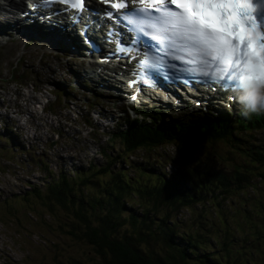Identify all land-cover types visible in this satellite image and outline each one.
Returning <instances> with one entry per match:
<instances>
[{
    "label": "rangeland",
    "instance_id": "obj_1",
    "mask_svg": "<svg viewBox=\"0 0 264 264\" xmlns=\"http://www.w3.org/2000/svg\"><path fill=\"white\" fill-rule=\"evenodd\" d=\"M12 1L17 4L24 2L25 5L30 3V0ZM9 2L0 0V16L3 20L12 21L6 14L10 10ZM0 38V137H6L5 125L13 126L11 143H5L0 138V264H100L86 244L67 234L71 224L76 221L74 208L71 213L69 206L63 207L56 201L50 206V200L49 203L44 202L38 195L41 190L44 191L47 181L60 171L73 175L77 169L88 165L96 170L104 167L106 164L101 151L119 152L121 148V142L117 139L113 143L112 139L108 140L107 128L114 130L116 125L122 124V111L129 109L121 108L124 105L122 100L102 95L104 90L96 91L91 86L72 82L75 71L78 73L76 77L85 79L89 75L90 68L82 63L79 56L59 52L51 54L37 42L27 43L25 39H14V36L7 40V36ZM93 77L96 79V76ZM98 77L106 78L103 74ZM98 82L103 84L102 78H98ZM104 82L109 83L107 80ZM63 89L73 91L71 95L74 98L68 105L67 97L61 94ZM113 92L115 89L111 90ZM169 102L172 103V100ZM85 103L96 106L87 113L83 107ZM157 106L153 108L164 111L165 117H172L169 111H181L171 106ZM192 110L201 109H188ZM226 110L223 107V111ZM84 120H88L90 125ZM260 139H264V135ZM226 147V144L202 148L195 146L190 154L209 160V164L215 168H230L232 162L216 161L217 158L224 160L227 157L224 153L229 156L231 149ZM159 149L158 156L144 151H137L135 156L126 154V158L118 152L110 153L111 161H116L111 170H118L119 165L127 167L125 181L134 185V179H139L141 184H153L155 180L133 177L132 170L141 159L152 165L156 163L152 158H168L169 162L170 157L175 156L176 150L172 146ZM117 154L120 159H117ZM138 157L140 160L136 161ZM126 160L131 164L122 162ZM132 165L129 171L128 166ZM163 169L171 173L173 167L167 165ZM254 169L260 171L259 167ZM47 171L52 173L51 176L46 175ZM253 184L243 194H230L221 206L197 204L191 212L181 211L179 218L193 225L205 222L211 226L212 239L219 242L220 235L230 232L240 242L235 243L233 250H242L238 254L247 262L250 248H256V256L251 257L258 263L260 257L264 256V177ZM82 193L91 195L95 191L89 185L85 190L78 191L79 198ZM131 202L136 205L143 203L137 196L131 197ZM243 238L248 239L246 244ZM259 242L263 244L252 245Z\"/></svg>",
    "mask_w": 264,
    "mask_h": 264
},
{
    "label": "trees",
    "instance_id": "obj_2",
    "mask_svg": "<svg viewBox=\"0 0 264 264\" xmlns=\"http://www.w3.org/2000/svg\"><path fill=\"white\" fill-rule=\"evenodd\" d=\"M72 92L71 89L62 90L61 94L67 97L66 105L73 98ZM94 106L89 103L83 105L88 111ZM154 115L150 116L148 123L130 120L124 136L121 137L122 133L117 131L111 133L109 139H112L111 143L116 139L121 142L118 153L125 158L126 154L134 151L158 156L159 148L174 147L176 153L169 162L168 158L165 161L152 158L156 163L151 165L147 161L145 165L148 164L149 168L142 163L133 170L134 165L128 166L129 171L134 173L133 177H146L155 180V183L141 184L139 179H134L133 185L125 181L127 167L119 165L118 170L112 171L116 161H111L110 153L116 152L104 150V167L97 170L94 166L80 168L73 175L60 171L47 181L44 191L37 195L44 202L49 203L50 200V206L56 201L63 207L69 206L71 213L75 211L76 221L67 234L86 244L100 264H246L244 257L239 255L242 250H233L235 243L240 242L230 232L220 235L219 242L212 239L211 226L205 222L188 224V221L179 218V214L181 211L191 212L197 204L221 206L230 194H243L248 187L254 186L255 180L263 179L264 143L257 144L249 138L253 134L264 135V116L254 114L257 122L260 120L262 123L261 132L241 124L244 127L240 135L244 137H240L230 128L222 126L189 127L171 123L173 119L157 125L160 118ZM249 120L253 123L252 119ZM1 139L9 144L12 137ZM220 144H226L231 151L229 156L224 153L227 156L224 160L217 158L216 161L232 162L230 168H215L209 160L190 154L195 146L217 147ZM117 159H120L119 154ZM167 165L173 167L171 173L163 169ZM257 167L260 171L254 169ZM47 174L51 176L52 173L47 171ZM97 175L102 176L97 178ZM89 185L94 188L95 193H91L94 196L82 193L79 198L78 191L85 190ZM86 196L90 197L85 199ZM135 196L143 203L132 204L131 197ZM247 240L243 238V243L246 244ZM255 249L250 248L247 254L252 259L250 263L264 264V256L258 263L251 257L256 256Z\"/></svg>",
    "mask_w": 264,
    "mask_h": 264
},
{
    "label": "bare ground",
    "instance_id": "obj_3",
    "mask_svg": "<svg viewBox=\"0 0 264 264\" xmlns=\"http://www.w3.org/2000/svg\"><path fill=\"white\" fill-rule=\"evenodd\" d=\"M9 5H10V10H7L6 14H8L10 16L12 21H8L7 19L3 20V18L0 16V37L7 36V38H5L7 40L8 37L12 36L11 37V39H12L14 36V39L15 38L18 39V38H20L16 35V33H18L19 35L24 36L21 39H25L27 43L37 42L40 44L41 48L45 47V49L48 51L58 52V51H56L57 48L55 46V43H60V42H61L60 44L62 45V47L60 49H64V51H61L59 53H70L73 55H78V54L83 53L85 51V46L82 44L81 40H78V44L80 45L79 46L80 52H75V49H72L71 47H72V45H74V46H77V45L75 43H72L71 40L68 39L66 34L61 33L58 30V28L53 27V26H47L46 28L39 26L37 24V20L35 17L25 16V17L21 18L20 20H15L14 17L16 15V13L14 11L20 9V7L25 5L24 2L17 4L16 2L10 0ZM1 11H2V7L0 6V13H1ZM20 13H23V12L20 11ZM100 22L101 21H96L94 23H90L89 25L92 28H96L97 24ZM130 29H133V28H130ZM0 40H1V38H0ZM19 41H20V39H19ZM72 41L77 43V38L72 39ZM50 47H53V48H50ZM57 57H58V55H57ZM96 67H98V66H96ZM124 73L125 72H123V75H125V77H126V74H124ZM77 75H78V73H77V71H75V73H74L75 78H73V81H72L74 84L77 83V84H79L81 86H85V87L91 86V88L95 89L96 91L104 90V92L101 93L102 95H105V96L110 95V97H112L113 99L123 101L124 93L119 92V91L116 92V87H118L120 83L116 82L113 79V77L107 76V75H105L107 78L98 77L101 75V73L97 74L91 69L89 71L88 77H86L85 79H83L81 77H76ZM93 76H96V79H94ZM171 76L172 75L170 74L169 69L166 68L159 73L158 77H171ZM98 78H102L103 84H100L98 82ZM104 80L109 81V83L104 82ZM113 89H115V92L111 93V90H113ZM198 100H200L202 103H204L203 101H206V103H204V105H203L204 107L203 106H201V107L194 106V108H199L201 110L188 111V109H182L179 112L169 111L172 114V117H165L164 111H162L161 109H154L153 108L154 106H152L150 108L143 109V108H128V107L122 105L121 108L123 107V108L129 109V111H122L124 114L122 116V118H123L122 124L116 125L114 130L107 128V131H106V132H108L107 138L109 140L110 134L111 133L113 134L114 132H117V131H119L118 133H122V134H120L121 137L124 136L125 134H123V132H125L127 130V129H125V127L127 126V122H131L130 120H133V122H135V123H137L138 121L148 123L150 116L154 115V114H155L154 117L160 118L156 122L157 125H161L163 122H167V121L173 119V121L171 123H176L179 125H184V126H189V127L194 126V125L220 126V127L222 126V128H225V127L230 128L231 130L234 131L235 135H239L240 137H244L243 135H240L241 128L244 127V126H240L241 124H247L248 128L254 130L255 132H261L263 130L262 123L259 122L260 120L257 122L258 119L254 118V117H256L254 114L259 112L260 110H262L264 108L263 107L264 104H262V103H264V99H261L258 101H250L248 103L240 102L238 100H235L232 103H228V102L224 101V99H222L221 97H213V98H210L208 100L199 98ZM97 104H99V103H97ZM249 104H251V106ZM179 105H181V104H179ZM258 106H259V108H257ZM157 107L161 108L160 106H157ZM223 107H225L227 110L223 111ZM166 118H168V119H166ZM248 119H252L253 123H251L250 120L247 121ZM84 123L90 125V122L88 120H84ZM165 124H167V123H165ZM12 131H13V126L5 125V132H6L5 138H11V136H12L11 134L13 133ZM227 133H228V129H227ZM227 133H225V134H227ZM94 134H98V133L95 132ZM235 137H237V136H235ZM12 139H13V136H12ZM12 139H11V141H12ZM249 139L254 140L255 143H257V144L264 143V139H260V136H258L257 134H253V136ZM104 150H106V149H103L101 151V155H102V152ZM114 151L116 153L118 152L117 150H114ZM132 155L135 156L136 151L132 152ZM135 159H136V161L140 160L139 157L135 158ZM123 163L127 164L128 162L123 161ZM140 163L145 165V163L143 162L142 159H141ZM136 165H139V163H136ZM90 166H92V165H88L87 167H84V168H88ZM145 167H148V165H145ZM249 260H252V259L251 258L247 259L246 264L247 263L251 264Z\"/></svg>",
    "mask_w": 264,
    "mask_h": 264
},
{
    "label": "clouds",
    "instance_id": "obj_4",
    "mask_svg": "<svg viewBox=\"0 0 264 264\" xmlns=\"http://www.w3.org/2000/svg\"><path fill=\"white\" fill-rule=\"evenodd\" d=\"M258 95V94H257ZM88 104V103H87ZM169 105V104H168ZM171 107H173L174 109H178V107H180L181 108V110L182 109H189L190 107H194V105H190V104H188V103H186L185 105H179V106H174V105H170ZM255 114H258V115H262V116H264V109L263 110H260L259 112H257V113H255Z\"/></svg>",
    "mask_w": 264,
    "mask_h": 264
}]
</instances>
